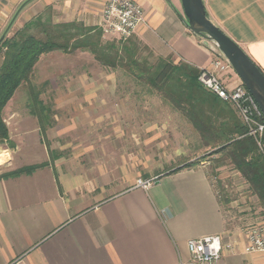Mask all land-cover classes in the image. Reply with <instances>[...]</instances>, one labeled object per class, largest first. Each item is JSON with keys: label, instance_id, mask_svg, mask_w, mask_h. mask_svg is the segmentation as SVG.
<instances>
[{"label": "crops", "instance_id": "crops-1", "mask_svg": "<svg viewBox=\"0 0 264 264\" xmlns=\"http://www.w3.org/2000/svg\"><path fill=\"white\" fill-rule=\"evenodd\" d=\"M132 1L146 16V24L133 37L157 58L184 63L199 72L212 68L215 54L202 36L186 26L181 0ZM106 3L37 0L35 6L39 13L53 9L61 24L101 29ZM203 3L209 20L264 74V0ZM219 77L230 88L241 81L232 71ZM171 113L183 121L189 137L191 127L185 117L178 111ZM53 130L44 133L38 125L31 126L20 133L19 144L9 134L15 145L3 150L9 157L0 163V264H190L189 240L225 236L229 231L208 164L171 173L199 155L177 156L171 168L151 178L149 189L127 188L123 176V188L112 194L109 181L97 184L95 171L85 168L95 150L89 146L98 138L93 134L100 132L82 126ZM195 138L196 149H201L200 137ZM29 167L39 168L31 174L5 177ZM224 260L226 264H264L263 255H245L242 247L226 252Z\"/></svg>", "mask_w": 264, "mask_h": 264}, {"label": "rangeland", "instance_id": "rangeland-1", "mask_svg": "<svg viewBox=\"0 0 264 264\" xmlns=\"http://www.w3.org/2000/svg\"><path fill=\"white\" fill-rule=\"evenodd\" d=\"M28 1L0 0V39L6 31L7 37H13L37 17L61 24L53 9L39 13V7L35 6L37 0ZM202 39L215 55L222 54L207 36ZM101 41L104 44L121 42L104 35ZM139 49L138 59L146 62L149 68L157 66L158 58L153 53ZM85 52L88 54L81 51L71 54L53 52L40 58L28 82L22 84L3 111L9 134L12 133L16 144H19L20 133L31 126L38 125L44 133L49 128H93V131L100 132L93 134L99 139L96 138L89 146L95 150L91 158H87L85 168L95 171L97 184L109 181L112 194L123 188V176L127 177L128 188L135 186L138 180H151L171 168L170 163L177 162V156L199 155L192 162L202 160V163L208 164L207 169L220 191L229 229L223 236L224 242L235 244L237 252L246 243L245 227L264 224V208L258 196L254 194L256 197L253 198L249 193V183L228 159L227 153H217L220 147L210 139L207 146L201 133L185 118L191 127L188 137L183 121L171 113L180 108L172 101L178 97H163L162 91L145 80H138L129 70L120 66H104L89 51ZM3 53L0 52V67ZM93 58L95 63L92 64ZM136 73L139 72L134 71ZM180 98L184 101L178 103L186 107L188 102L185 97ZM201 109L212 112L213 108L204 105ZM230 109L239 117L232 106ZM195 136L202 141L201 149H196ZM106 137L111 139L105 141L103 138ZM44 140L47 142L46 134ZM7 148H11L10 143L0 145V163L9 157V153L3 151Z\"/></svg>", "mask_w": 264, "mask_h": 264}, {"label": "trees", "instance_id": "trees-1", "mask_svg": "<svg viewBox=\"0 0 264 264\" xmlns=\"http://www.w3.org/2000/svg\"><path fill=\"white\" fill-rule=\"evenodd\" d=\"M102 36L101 29L86 28L78 23L53 24L50 19L37 17L13 37L5 36L0 41V52H4L0 67V145H12L3 111L22 84L28 82L40 58L53 52L89 51L102 65L129 70L138 80H145L162 91L163 97H178L172 100L179 104L178 111L201 133L207 146L210 139L220 147L217 153H227L228 159L247 180L250 190L258 196L264 208V153L253 138L246 136L247 128L233 114L231 106L202 88L198 82L200 72L187 64L175 65L160 58L157 66L149 68L137 57L139 47L149 50L138 40L130 38L126 43L104 44ZM133 70L139 73L134 74ZM180 97H185L186 107L178 103L184 101ZM199 105H210L212 112H204ZM201 163L202 160L191 162L171 173ZM39 167L25 168L5 177L31 174Z\"/></svg>", "mask_w": 264, "mask_h": 264}, {"label": "built area", "instance_id": "built-area-1", "mask_svg": "<svg viewBox=\"0 0 264 264\" xmlns=\"http://www.w3.org/2000/svg\"><path fill=\"white\" fill-rule=\"evenodd\" d=\"M146 24L143 9L132 0H107L102 13L101 30L105 37L127 41L137 30ZM211 69H201L198 80L210 93L232 106L247 128L246 136L253 138L264 153V113L254 97L240 81L230 88L220 77V73L234 70L221 54L215 55ZM153 181L138 180L136 187L149 189ZM245 255L264 256V224L245 227ZM191 255L190 264H226V252H235V244L225 243L222 235H211L187 242Z\"/></svg>", "mask_w": 264, "mask_h": 264}, {"label": "water", "instance_id": "water-1", "mask_svg": "<svg viewBox=\"0 0 264 264\" xmlns=\"http://www.w3.org/2000/svg\"><path fill=\"white\" fill-rule=\"evenodd\" d=\"M27 3L22 5L19 9L11 25ZM181 4L184 12L183 20L188 29L196 35L202 37L207 36L208 39L213 41L218 46L223 56L229 61L234 72L240 78L246 89L254 97L255 101L264 113L263 72L236 42L229 38L209 20L203 0H181ZM7 32L8 31L5 32L0 41L6 36Z\"/></svg>", "mask_w": 264, "mask_h": 264}]
</instances>
